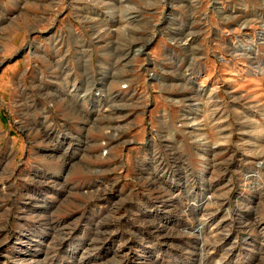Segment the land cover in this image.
Listing matches in <instances>:
<instances>
[{"label": "rangeland", "instance_id": "374dc122", "mask_svg": "<svg viewBox=\"0 0 264 264\" xmlns=\"http://www.w3.org/2000/svg\"><path fill=\"white\" fill-rule=\"evenodd\" d=\"M262 28V0H0V264H264Z\"/></svg>", "mask_w": 264, "mask_h": 264}, {"label": "bare ground", "instance_id": "6f19581e", "mask_svg": "<svg viewBox=\"0 0 264 264\" xmlns=\"http://www.w3.org/2000/svg\"><path fill=\"white\" fill-rule=\"evenodd\" d=\"M263 1V4H264V0H262ZM124 21V20H123ZM239 22H241L240 23V27L242 28V27H248L252 22L251 21H246V20H244V21H239ZM123 23V22H122ZM130 23V22H129ZM105 26V25H104ZM261 26H263V25H261ZM99 28V27H98ZM122 28V26L121 27H119V30ZM100 31V30H99ZM111 31V30H110ZM175 31V30H174ZM260 33H261V40L263 41V43H264V28H262L261 30H260ZM97 35V34H96ZM103 35V34H102ZM98 37V36H97ZM176 37H178V38H173L176 42H178V44H180V43H182V41H186L185 43H187L188 42V36L187 35H183V33L182 32H179V33H176ZM187 38V39H186ZM186 39V40H185ZM251 39V41L250 40H247V39H244V40H239V43L238 44H235V43H232L231 41H229L228 42V47H229V49L231 50V52L233 53V55L237 58V59H240V57H244V58H246L247 59V61H248V63L250 64V65H252L253 66V62H254V59H256V60H261V58H260V56H259V49H258V46H257V42H256V40L254 39V38H250ZM250 41V42H249ZM180 42V43H179ZM182 46V45H181ZM184 47V46H183ZM141 49H144V47H141ZM141 49H138V50H132V51H134L135 53H138V51H140ZM235 64H233V66H232V68H233V70L234 71H236V68H235V66H234ZM255 67V66H254ZM226 68H228V67H226ZM252 68V67H251ZM258 68V67H257ZM225 69V68H224ZM261 70V73L264 75V68L262 69H260ZM248 73H250L251 75H257L256 74V70L253 68V69H248ZM190 80V79H189ZM192 80V79H191ZM127 81V80H126ZM124 82V81H123ZM129 82V81H128ZM194 83H196V81H194ZM232 83H234V82H232ZM232 86V85H231ZM88 91V90H87ZM87 91H86V93H87ZM214 91L215 90H213V92L211 91V92H209L210 94H208V96H207V99H209L210 97H211V95H214V94H212V93H214ZM70 93H73V94H76V96L77 97H79V98H85L86 99V97H85V94L84 95H79L78 93H77V91H76V89H73L72 91H70ZM122 93V91H120V92H118V93H116V95L115 96H118V95H120ZM112 95H109V97H111ZM114 96V97H115ZM113 97V98H114ZM231 97H232V99H240V98H238V97H236V95L235 94H233V92H231ZM112 98V99H113ZM214 99H216V98H214ZM84 100V99H83ZM217 101H218V99H217ZM135 104V103H134ZM99 105V107H101V111L102 112H104V113H109V114H111V110L109 109V108H107L106 106H104V105H102V104H98ZM114 107V106H113ZM257 107V106H256ZM100 110V109H99ZM98 110V111H99ZM262 111H264V110H262ZM99 113V112H98ZM125 117H127V115H125L124 116V118ZM221 118H222V116H220ZM220 117H211V122H214V124L215 123H217V122H219L218 120H220L221 118ZM240 117H241V115H240ZM116 119L115 120H118L119 118H121V116H119V117H115ZM114 120V119H113ZM189 120V119H188ZM191 122V123H190ZM220 123V122H219ZM108 124V123H107ZM188 126H195V127H200L201 126V121H197V119H192V121H188V123H186ZM263 125V124H262ZM116 126V125H115ZM123 127V126H122ZM264 127V126H263ZM121 127H119V126H116V127H112V125L111 126H106L104 129H106V130H112L113 132L112 133H109V132H106V135H108V136H110L111 138H109L107 141L108 142H112V139L114 138V139H116L118 136H119V134L117 135V134H115V131L116 130H118L119 131V129H120ZM262 129V128H261ZM198 131H200L201 129L200 128H198L197 129ZM223 130V129H222ZM262 131V133H260V135H259V143L261 142H264V128L261 130ZM197 131H191V132H189L192 136H194L196 139H197V141H200V139L202 138V133H201V131L199 132V133H196ZM220 133V132H219ZM221 136H220V140L221 141H219L217 144H216V146L215 147H217V146H219V145H222V144H226V143H229L230 142V134L227 132V133H225V132H223L222 131V134H220ZM172 136V137H171ZM165 139H175V137H174V135L172 134V132H170V133H168L167 135H166V137H164ZM207 139V138H206ZM202 142V141H201ZM259 146V145H258ZM262 146H264V145H262ZM262 148H264V147H262ZM256 155V157H260V156H263L264 157V150L262 151V152H260L259 154H255ZM262 159V158H261ZM260 176H261V174H260ZM261 187V186H260ZM208 198H210V200H209V202H211V200L213 199V195H211L210 197H208ZM213 201V200H212ZM211 205H213L212 203H211ZM208 210V209H207ZM212 231V230H211ZM215 231H216V229H215ZM217 232V231H216ZM213 235V234H212ZM214 235H215V233H214ZM216 236V235H215ZM215 249V248H214Z\"/></svg>", "mask_w": 264, "mask_h": 264}]
</instances>
